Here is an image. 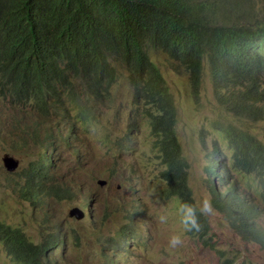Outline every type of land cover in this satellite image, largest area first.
Listing matches in <instances>:
<instances>
[{"label": "trees", "instance_id": "trees-1", "mask_svg": "<svg viewBox=\"0 0 264 264\" xmlns=\"http://www.w3.org/2000/svg\"><path fill=\"white\" fill-rule=\"evenodd\" d=\"M0 2L17 9L3 15L0 9V108L10 112L9 126L0 125V136L3 132L22 145L28 139L44 149L23 172V200L35 205L42 196L65 200L75 192L56 175L57 159L49 154L57 152L54 141L63 144L64 137L60 131L40 134L35 127L45 112L46 118L49 115L46 108L55 85L71 109L83 110L75 116L78 123L90 116L96 119L97 105L110 102L109 90L122 79L131 92L129 129L137 132L136 120L147 124L150 149L162 166L156 176L164 186L162 196L195 207L201 236L207 234V220L195 205L189 165L175 132L174 98L151 54L163 55L171 71L187 77L194 93L207 67L215 101L226 113L264 123V53L259 51L264 48V0ZM254 7L262 10L261 18L253 14ZM33 18L37 26L29 24ZM35 62L38 74L33 77L29 69ZM66 71L72 72L65 76ZM218 131L232 151L233 169L254 176L262 190L259 198L264 199V144L233 126H219ZM122 145L125 150L131 147L129 134ZM210 155L204 167L206 182L219 175L226 185L227 170L216 144ZM209 189L214 209L229 227L245 241L264 247V231L252 222L260 211L229 189L225 194L213 184ZM89 202L84 199L83 205ZM60 236L57 231L46 233L35 244L21 228L0 219V247L13 264H56L52 253Z\"/></svg>", "mask_w": 264, "mask_h": 264}, {"label": "rangeland", "instance_id": "rangeland-1", "mask_svg": "<svg viewBox=\"0 0 264 264\" xmlns=\"http://www.w3.org/2000/svg\"><path fill=\"white\" fill-rule=\"evenodd\" d=\"M253 11L259 18L263 16L257 7ZM259 51L264 53V48ZM151 59L174 98L175 132L189 165L188 185L195 205L199 210L208 200L213 210L203 215L207 234L201 236L200 227L195 236L188 234L181 222L182 204L175 198L162 196L164 186L156 177L162 166L150 149L147 124L142 119L136 120L137 132L129 129L131 92L122 79L109 90L110 102L100 105L99 120L81 123L82 127L75 123L79 139L74 144L65 146L53 140L57 152L50 155L57 159L55 173L62 175L61 181L74 189L71 198L42 196L35 205L23 200L19 195L23 172L44 149L41 143L28 139L26 145L17 144L18 141L10 140L2 132L0 219L21 228L35 244L42 240V235L57 231L61 240L52 253L56 264H264V247L245 241L229 227L224 216L214 209L209 189L213 184L225 194L230 187L232 193L243 196L247 204L260 211L252 222L264 231V199L259 198L262 193L259 181L233 169L232 151L218 131L219 126H233L251 133L264 144V123L247 122L226 113L215 101L207 67L194 93L187 77L171 71L163 55L153 52ZM49 128L53 133L56 124L44 121L37 125L40 134ZM126 134L131 143L128 150L122 145ZM214 144L227 170L226 185H221L219 175L206 182L204 167ZM5 154L18 163L13 173L6 172ZM87 198L90 202L83 205ZM74 208L84 212L83 219L69 217ZM173 235L182 240L175 248L169 244ZM0 264H13L1 247Z\"/></svg>", "mask_w": 264, "mask_h": 264}, {"label": "clouds", "instance_id": "clouds-1", "mask_svg": "<svg viewBox=\"0 0 264 264\" xmlns=\"http://www.w3.org/2000/svg\"><path fill=\"white\" fill-rule=\"evenodd\" d=\"M0 9H1V14H5L7 12V10H14L17 11L16 8H12L10 6H6L5 4L0 2ZM29 24H32L33 26H37L35 24H38V21L36 19L33 18L30 19ZM37 69H38V63H31V69H29V74L33 77H35V73H37ZM72 71H66L65 72V76H67L68 74H70ZM104 106L105 104H101V106ZM98 106V110L99 113L96 114V119L93 117H89L88 119H86L83 122H78L79 126L82 127L81 123H86L88 121H96L99 120V116H100V105ZM28 111H32V109H26L25 112ZM46 111H48L49 115L46 118V112H45V119L39 121L40 123H43L44 121L46 123H55L56 124V128L55 131H60V133L62 134V136L64 137V141L63 144L58 142L61 145H68L70 146V144H74L72 143L73 141L76 142L78 138V136L75 133V116H80L83 114V110L80 107H73L71 109L69 103H67L64 99H63V95H62V91L60 90L59 86L55 85V93L54 95L48 100V105L46 108ZM28 115H33V113L29 112ZM0 117L2 122L0 123V125H7V127L9 126V120H10V112L7 109L4 108H0ZM35 123L38 121V119L35 117V115L33 116ZM37 128V126H35ZM52 128L47 129V131H51ZM54 131V132H55ZM69 137V138H67ZM1 138V136H0ZM51 154V153H49ZM7 155V154H5ZM50 160V158H49ZM6 170V169H5ZM7 173H13V172H9L6 170ZM199 211L202 215H208L211 214L212 207L211 204L208 200H205L202 204V206L199 208ZM83 212V211H82ZM181 212V222L183 223L185 230L186 231H192V230H196L199 231V223H198V219H197V209L195 207H193L192 205L189 204H184L181 206L180 209ZM84 213V212H83ZM135 214H138V212H136ZM85 216V215H84ZM84 218V217H83ZM163 219V218H161ZM182 243L181 237L179 235H173L171 236L170 240H169V244L171 247L175 248L178 245H180Z\"/></svg>", "mask_w": 264, "mask_h": 264}, {"label": "water", "instance_id": "water-1", "mask_svg": "<svg viewBox=\"0 0 264 264\" xmlns=\"http://www.w3.org/2000/svg\"><path fill=\"white\" fill-rule=\"evenodd\" d=\"M3 163H4L5 168L9 172H13L17 168V165H18V163L13 158L9 157L8 155H5L3 159ZM99 183L102 185L104 184V182H99ZM69 217L75 218L76 220H81L83 219L84 214L78 209L74 208L69 211Z\"/></svg>", "mask_w": 264, "mask_h": 264}]
</instances>
